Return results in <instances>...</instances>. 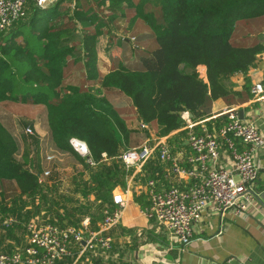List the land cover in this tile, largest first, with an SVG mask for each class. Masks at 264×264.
<instances>
[{"label":"trees","instance_id":"obj_1","mask_svg":"<svg viewBox=\"0 0 264 264\" xmlns=\"http://www.w3.org/2000/svg\"><path fill=\"white\" fill-rule=\"evenodd\" d=\"M125 22L136 34L145 28L148 43L141 35L137 40L142 45L123 37L110 49L112 65L104 73L100 37L109 34L113 43L114 28ZM263 34L264 0H57L47 7L28 0L27 15L0 32V104L44 107L57 152L51 162L47 154L42 157L41 142L30 140L33 134L26 132L32 128L30 117L19 119L17 126L25 131L19 138L0 114V253L28 244L27 225L33 218L81 228L89 217L90 228L98 229L104 209L117 208L114 193L127 187L133 171L121 156L136 142L135 131L110 95L127 98L139 126L148 124L158 135H169L174 152L186 149L190 155V129L184 128L182 113L205 121L214 101L235 104L232 77L243 73L250 79L264 53ZM225 122L224 116L204 124L213 131ZM72 138L87 144L96 165L75 151ZM58 155L81 164L72 191L62 189L63 171L54 167ZM166 166L156 154L135 179L145 185L154 180L161 191L171 186ZM46 169L51 174L42 179ZM135 201L142 208L150 206L148 191ZM80 248L74 244L73 255L55 264H109L113 255L112 247L87 250L79 257ZM103 256H108L106 263Z\"/></svg>","mask_w":264,"mask_h":264},{"label":"built area","instance_id":"obj_2","mask_svg":"<svg viewBox=\"0 0 264 264\" xmlns=\"http://www.w3.org/2000/svg\"><path fill=\"white\" fill-rule=\"evenodd\" d=\"M57 0H35L40 7H47ZM28 0H0V32L9 30L16 22L27 15ZM206 71L205 67L201 68ZM206 73V72H205ZM253 98L259 99L264 94V83L255 82L252 86ZM219 115L226 117V122L219 130L210 131L203 121H195L188 111L182 113L184 128L190 129L186 142L190 155L180 149L174 152L169 142V135L160 136L148 124L140 123L142 130H148L145 140L125 152L121 158L128 169H133L128 176L134 180L142 173L147 162L156 154L166 162V177H178L186 185L173 184L157 191L154 180L147 182L150 206L141 208L140 213L149 220H155L168 233L170 246H187L193 238V227L202 218L203 211L211 208L224 217L227 214L247 217L249 211L259 200L257 191L259 164L257 157L264 148V134L253 120L242 118L237 108L224 107ZM201 126V132L195 128ZM27 133H33L28 127ZM237 139L243 146L239 150ZM224 141L230 150L228 163L223 164ZM71 144L80 155L90 159L87 144L77 138ZM104 156H106L104 154ZM56 158L47 153L46 161ZM182 160L184 164H182ZM46 169L42 179L50 176ZM145 190V191H146ZM117 208L106 207L104 217L98 223V229L89 228V220L81 228L61 227L54 223L41 222L33 218L27 225L28 244L14 253H0V264H55L65 257L73 255V245L79 244L80 257L87 250L102 249L110 251L113 247V228L122 220L128 200L122 193L114 195ZM11 222V220L9 221ZM78 257V258H79Z\"/></svg>","mask_w":264,"mask_h":264},{"label":"crops","instance_id":"obj_3","mask_svg":"<svg viewBox=\"0 0 264 264\" xmlns=\"http://www.w3.org/2000/svg\"><path fill=\"white\" fill-rule=\"evenodd\" d=\"M107 57V61H101L100 55V67L104 73L108 72L112 65L109 56ZM248 76L250 79H246L245 74L238 73L232 77L234 91L238 92L236 103L229 105L222 99L214 101L211 115L205 121L217 123L221 117H224L219 115L220 110L224 107L237 108L241 117L253 120L264 134V94L259 99H255L250 91L255 82L264 83V53L260 55L256 67L249 72ZM110 96L113 103L122 110L123 115L127 118L128 126L136 131L139 120L135 118L131 102L117 93ZM10 106L12 105L0 104V114L9 115L4 118V122L14 129V134L18 137L19 134L23 135V132L18 128L16 119L11 117L8 110L3 111ZM42 109L45 112V108L42 106H31L27 108V111L41 112ZM28 115L32 125H37L34 123L35 114L28 113ZM45 118H42L41 121L46 122ZM134 120L137 121V125L133 124ZM44 124L46 129L44 133L49 138V130L46 123ZM213 128H216L215 124ZM221 143L223 145V164L226 165L230 150L224 141ZM46 144L57 152L50 140ZM46 144L43 140L41 148L44 149ZM186 144L188 143L186 142ZM236 146L239 150L243 148L241 144ZM185 151L187 152L186 149ZM66 158L69 159V163L73 167L81 166L69 155ZM257 161L260 169L256 187L260 193L259 197H262L264 195V148L259 152ZM182 164H184L183 160ZM61 178L63 180L62 189H64L66 182L63 175ZM167 182L169 185L180 183L184 186L187 184L186 181L178 179V177H170ZM71 185L73 186V184ZM146 189V185L140 179L134 178L131 181L128 178L127 187L117 189L114 193H122L128 200V205L121 222L112 231L113 255H111L109 264H264V204L260 200L249 211L247 217H239L230 213L222 217L219 212L211 208L205 209L202 218L193 227L192 241L184 247L180 244L171 247L167 231L140 213L142 207L135 201V196L140 195ZM86 219L90 223L89 217H85L82 223ZM103 259L106 263L108 256H103Z\"/></svg>","mask_w":264,"mask_h":264},{"label":"rangeland","instance_id":"obj_4","mask_svg":"<svg viewBox=\"0 0 264 264\" xmlns=\"http://www.w3.org/2000/svg\"><path fill=\"white\" fill-rule=\"evenodd\" d=\"M127 25H128L127 22H125L120 29H118V28L115 29L114 28V31H113V40L114 41H113V43L109 42V40H110V35L109 34H105V35L100 37L98 50H99V53H100V55L102 57V59L100 58L101 61L102 60H105V61L108 60L107 56H108V53H110V49H114L115 46H117V44L122 41L123 37H127L132 42H138L136 44H141L142 45L143 42L148 43V41H147L148 39L143 37L144 35L148 34V32L145 31V28H142L140 30V32H137V34H136V31L128 30L127 29ZM140 35H141V38H142L143 42H140V40H137V37L140 36ZM115 40H116V42H115ZM153 43H155V45L153 47V48H155L156 47V42L154 40H153ZM126 54L130 55L131 57L133 56V54H132V52L130 50H126ZM205 72H206L205 70L200 69V75L201 76L205 77L206 76ZM11 105H12V108L11 107H6V109H3V111L5 112V110L6 111L8 110V113L13 114L12 118L16 119L18 124H20L19 119L21 117H23L25 119H28V117H30L28 115V113H34L35 114L36 117H35V122L34 123H37V125L36 124L35 125H31L32 129H33V133H31V134H33V136H31L32 138H30V140L34 139L37 143L42 142L44 140L45 144L48 143V141L50 140V143L53 144L52 143V139L50 137V134H49V138H47V134L45 135V133H44V130H46L44 123H46V122H42L41 121V119L42 118L44 119L45 116H46V110H45V112H44V109H42L41 112L40 111L39 112L38 111H31V110L27 111V108H30L31 105H24V104H11ZM2 115L5 118L9 117L8 114H2ZM135 118H136V116H135ZM136 120H137V118H136ZM136 120H134V122H133V124H135V125H137V121ZM130 124H132V122H130ZM137 127L138 128H137V130L134 133V140H133V142H136V144H135L136 146L140 145L145 140V138L147 136V133H145V131H143L140 128L139 124H138ZM24 128H23V131H24ZM40 128H41V131H39ZM21 130H22V128L20 126V131ZM23 133H25V131ZM18 137L21 138L22 135L19 134ZM41 151H42L41 155H43L42 157H44L47 153H50V154L51 153H56L55 150L51 149L50 146H48V144H46L44 149H41ZM43 159L44 158H42V160ZM43 163L45 164L44 160H43ZM51 166H52V164H51ZM56 166L60 170L63 169L62 170L63 171L62 175L64 176V179H65V182H66V184H64V189L63 190L64 191H70L71 188L73 187L71 185V184H73L72 183V180H73L72 177H74L76 173H80L81 170H82V167L81 166L73 167V165H71L69 163V159L68 158H66L65 156L62 157L60 155L57 156V160H56V163H55L54 167L56 168Z\"/></svg>","mask_w":264,"mask_h":264},{"label":"water","instance_id":"obj_5","mask_svg":"<svg viewBox=\"0 0 264 264\" xmlns=\"http://www.w3.org/2000/svg\"><path fill=\"white\" fill-rule=\"evenodd\" d=\"M259 200L264 204V195L262 197H259Z\"/></svg>","mask_w":264,"mask_h":264}]
</instances>
